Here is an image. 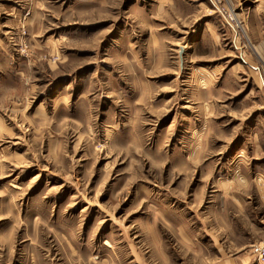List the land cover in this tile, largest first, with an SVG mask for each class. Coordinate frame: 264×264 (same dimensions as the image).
<instances>
[{
	"label": "rangeland",
	"instance_id": "obj_1",
	"mask_svg": "<svg viewBox=\"0 0 264 264\" xmlns=\"http://www.w3.org/2000/svg\"><path fill=\"white\" fill-rule=\"evenodd\" d=\"M264 0H0V264H264Z\"/></svg>",
	"mask_w": 264,
	"mask_h": 264
},
{
	"label": "built area",
	"instance_id": "obj_2",
	"mask_svg": "<svg viewBox=\"0 0 264 264\" xmlns=\"http://www.w3.org/2000/svg\"><path fill=\"white\" fill-rule=\"evenodd\" d=\"M263 256H264V253H263Z\"/></svg>",
	"mask_w": 264,
	"mask_h": 264
}]
</instances>
